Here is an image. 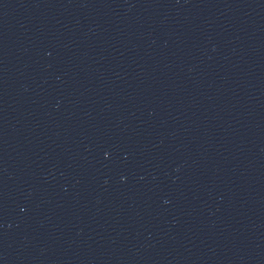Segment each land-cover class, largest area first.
Returning <instances> with one entry per match:
<instances>
[{
	"label": "water",
	"instance_id": "water-1",
	"mask_svg": "<svg viewBox=\"0 0 264 264\" xmlns=\"http://www.w3.org/2000/svg\"><path fill=\"white\" fill-rule=\"evenodd\" d=\"M0 264H264V0H0Z\"/></svg>",
	"mask_w": 264,
	"mask_h": 264
},
{
	"label": "clouds",
	"instance_id": "clouds-1",
	"mask_svg": "<svg viewBox=\"0 0 264 264\" xmlns=\"http://www.w3.org/2000/svg\"><path fill=\"white\" fill-rule=\"evenodd\" d=\"M106 155V154H105ZM107 156V155H106ZM122 179H123V177H122ZM166 203H167V201H165Z\"/></svg>",
	"mask_w": 264,
	"mask_h": 264
},
{
	"label": "snow or ice",
	"instance_id": "snow-or-ice-1",
	"mask_svg": "<svg viewBox=\"0 0 264 264\" xmlns=\"http://www.w3.org/2000/svg\"><path fill=\"white\" fill-rule=\"evenodd\" d=\"M106 155H108V153H105Z\"/></svg>",
	"mask_w": 264,
	"mask_h": 264
}]
</instances>
